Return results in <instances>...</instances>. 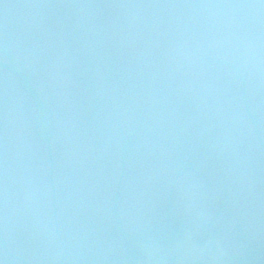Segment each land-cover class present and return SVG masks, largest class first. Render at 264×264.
I'll return each mask as SVG.
<instances>
[{"label":"trees","instance_id":"trees-1","mask_svg":"<svg viewBox=\"0 0 264 264\" xmlns=\"http://www.w3.org/2000/svg\"><path fill=\"white\" fill-rule=\"evenodd\" d=\"M27 1L47 11L54 36L81 54L91 97L75 101L49 82L40 100L50 132L38 131L35 115L31 134L0 146V264H144L145 247L186 235L216 241L239 264H264V88L235 42L239 33L223 29L231 21L240 31L224 1ZM232 1L255 5L264 53V0ZM242 29L244 43L256 39ZM20 37L0 19L1 56L6 51L22 73L0 62L14 75L0 80L3 97L13 94L0 106L11 111L27 109L29 88L37 94L40 85L35 50ZM113 53L131 57L132 67ZM206 66L225 82L213 90L225 110L193 122L160 90L203 105L198 77ZM67 110L105 127L104 140L84 123L64 128Z\"/></svg>","mask_w":264,"mask_h":264},{"label":"rangeland","instance_id":"rangeland-1","mask_svg":"<svg viewBox=\"0 0 264 264\" xmlns=\"http://www.w3.org/2000/svg\"><path fill=\"white\" fill-rule=\"evenodd\" d=\"M223 1V8L225 10L227 9L228 11H231V14H233V19L237 17L238 20L236 24L238 25V27H240V31H237V28H235L237 26L231 27V21L230 23H228L231 28L224 27L223 29H227L233 37L236 36L237 33H239L237 35L239 36V38H235V42L240 44V49L243 50L241 51V53L244 56L246 55V57L252 58V67L253 69H255L257 76H259V83L264 88V53L259 50V48L261 47L260 38L258 40L255 34V31H257L256 27H260L261 25H263V22L257 21L255 5L252 3H244L243 5H241L238 2L232 0ZM0 8V19L9 28L11 36L17 35L18 37H20L21 35V37L25 41L24 43H26L27 45V48H29V50H35V54H32L29 51V55L32 62L35 64L34 67L39 71V74L41 75H39L41 79L37 75L40 85H38V89H35L38 91V93L36 94L33 88H29V90L27 89L31 95V98L29 99L30 101H32L29 104L30 107L28 106L27 109L22 110L17 108L16 105H13L14 107H12L15 109V111H11V109L0 106L1 146L7 143L9 140L12 142L11 144H14L16 139H24L26 136L31 134V131L27 127V124H31V120L35 117V115L37 116L38 131L42 134L43 132H50L51 124L49 122L48 112L43 108L42 101L43 87L49 84V82H54V84H61L64 89L62 90L61 88L59 93L63 92V95H66L70 99L75 100L78 94H84V96L88 95L89 97H91V94L88 92L89 84L87 81H85L87 69H84V66L82 67L83 60H81V54L77 52L72 54L69 47L64 44V41L62 40L63 38L54 36L55 28L53 27V23L55 21L52 20V17L48 14L47 11L43 10V8L36 3H30L27 0H0ZM247 21L249 23H255L256 26H251L250 28L252 34L256 37V39H253L252 42L244 43L243 41H245L244 39H247L246 35L248 33L245 35V30H243L242 28L248 29L246 27L247 24L244 25V23H248ZM33 26L35 27V29L32 30ZM261 29L263 30V34L264 27H261ZM43 30L50 32V35H48L49 37L46 38L44 36L43 38ZM55 34L57 35L58 33ZM226 35L227 34H223V40L227 38ZM221 42L215 41L212 45L217 48H223ZM207 46H209V44H205L202 47L206 48ZM108 49V52L112 51L110 49V46L108 47ZM6 54V51L5 55L1 56L0 53V62L2 63L7 59L9 62L8 64H6V66L9 69L22 74L20 68L16 67L14 63L10 62V56H7ZM113 58L119 64H121V66L123 65L127 69L132 67V63H134V60L131 57L125 58L120 53H113L112 59ZM119 64L117 66L121 68ZM3 69L0 67V80H8L10 82V79H13L10 78V76L13 77L14 75L6 71L7 69ZM202 70L203 74L198 77V84L201 89V94L207 97L203 105H194V103H189L187 100H185V102H179V99L181 98H179L177 101L176 98L169 96L167 88L160 90L162 94L161 97L167 100L169 106L171 104L172 110L174 109L180 113L190 114V117L192 118L191 121L193 122H198L200 120L205 121V118L216 120V114H219L221 110H225V107H223V105L213 99V90L217 87L218 89L222 88L225 85L223 78L219 75V73H217L215 70L209 69V67L207 66ZM19 76L21 77V75ZM20 90L23 96H25L26 91L24 92L22 89ZM7 91H9V86L7 87ZM2 93L4 92L2 90V87H0V105H7V103H9L8 99H10L12 102V93H9L5 98L3 97ZM33 101L35 102V104ZM8 112L11 114L14 121L16 119V122L12 125L13 128H11L12 126L8 124V122H13V120L7 117ZM67 112L69 113L68 118L63 117L62 119L64 128L72 123L75 126L78 123H80L82 126V124L84 123L82 128L87 129L90 135H93L97 139L101 138L102 140H104L107 132L105 127L94 121H86V119L81 118L80 120L79 117L70 113L71 110H67ZM79 120L82 122H79ZM145 251L147 253V260L144 264H239L235 257L231 256L227 251H225L222 246L216 241H207L204 244H199L194 241L190 235H186L181 242H178L175 245L162 247L153 244L151 246L145 247Z\"/></svg>","mask_w":264,"mask_h":264}]
</instances>
